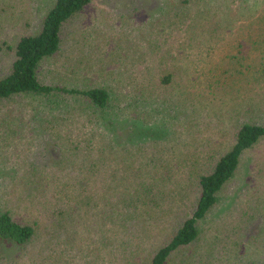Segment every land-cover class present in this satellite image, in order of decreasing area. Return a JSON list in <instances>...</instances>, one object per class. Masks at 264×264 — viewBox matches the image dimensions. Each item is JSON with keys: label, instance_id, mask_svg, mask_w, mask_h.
Returning <instances> with one entry per match:
<instances>
[{"label": "trees", "instance_id": "16d2710c", "mask_svg": "<svg viewBox=\"0 0 264 264\" xmlns=\"http://www.w3.org/2000/svg\"><path fill=\"white\" fill-rule=\"evenodd\" d=\"M91 2L56 0L40 24L30 22V28L11 38L13 44L7 38L0 41V59L6 61L0 65V102L14 104L13 112L1 116L0 128L9 123L12 131L11 126L29 125L27 120L33 118L56 151L53 163L25 162L18 171L24 172L18 177L20 185L30 189L26 198L31 210L47 224L41 226L37 217L30 222L27 217L16 218L10 210L0 211V241L19 246V254H28L30 244L42 239L36 244L41 249L31 251V258L35 254L41 259L50 257L53 263L65 252H75L89 264H111L120 254L129 264L140 251L136 247L140 229L127 223L140 217L160 218L161 207L166 213L170 207L175 211L184 199L190 200L192 192L196 195V201L192 197L189 202L192 213L177 219L170 241L150 261L166 264L173 252L198 239L200 221L218 204L247 152L264 137V106L255 97L250 99L239 110L241 116L234 118L232 146L209 154L202 170L198 158L190 161L185 180L173 178V168L181 158L171 153L170 144L174 147L180 140L145 143V138L150 132L152 137L158 133L152 127L158 120L166 121L176 138L189 129L197 133L202 109L218 105L229 90L240 91L241 81L245 85L251 79L261 80L264 64H252L249 54L241 50L217 57L213 43L201 45L231 28L234 17H200L189 11L195 7L193 1L170 0L139 26L133 22L125 29L123 47L119 40L102 45L98 57L109 66L99 77H91L86 69L79 76L82 67L74 63L75 51L60 54L66 24L84 13ZM26 23L27 19L21 25ZM176 33H184L185 39L169 64L174 46L171 37ZM119 49L122 61L112 63ZM46 62L51 65L44 71ZM179 64L189 72L185 92L180 89V93L176 88ZM203 96L205 106L200 100ZM108 111L129 119L125 121L130 124L129 136L104 125ZM249 199L245 205L251 207Z\"/></svg>", "mask_w": 264, "mask_h": 264}, {"label": "rangeland", "instance_id": "374dc122", "mask_svg": "<svg viewBox=\"0 0 264 264\" xmlns=\"http://www.w3.org/2000/svg\"><path fill=\"white\" fill-rule=\"evenodd\" d=\"M169 1L92 0L84 13L66 24L64 49L60 55L64 56V51H75L77 60L74 63L78 64L77 67H82L77 74L80 76L87 70L91 77L97 78L98 73L109 66V64L103 65L106 62L100 63L101 58L98 57V53L101 49L103 50L102 45L110 40L111 42L119 40V44L123 47V31L131 28L133 22L135 26H139L140 21ZM191 1H193L192 6L195 7L189 10L190 13L200 17L210 18L212 15L213 18L229 16L235 18L231 28L219 32V35L215 33L214 40L201 45L213 43L217 57L229 50L235 54L241 50L249 54L252 64H264V0ZM55 2L56 0H36L35 3L29 4L16 0H0V41L7 38L8 42L13 44L14 40L11 38L15 34L22 33L30 22L33 26L40 24L43 16ZM2 8H6L4 14ZM25 19L27 23L22 26ZM113 35L116 37H112ZM102 39L105 40L101 41ZM171 39L170 44L174 46L172 55L168 58L169 64L175 61L176 52L182 49L181 43L185 36L184 33H176L172 34ZM119 50L112 58V63L113 60L122 61V49ZM52 61L55 62V58ZM3 63L6 61L0 59V65ZM50 63L46 62L43 65L44 71L50 68ZM180 64L178 66V87H176L178 93L181 92L180 89L185 92L184 82L189 78L185 65H183L184 69ZM71 74L72 71H69L67 75ZM254 80L251 79L245 85L241 81L240 91L231 92L229 90L228 93L223 94L218 105L203 108L202 113H198L200 114L198 129H200L197 133H192L189 129L180 132L176 138L177 135L166 121L158 120L153 124V130L158 133L154 137L151 136V132L147 134L145 143L151 140L157 142L160 139L168 144L172 138L180 140H177L178 145L174 147L173 143L170 144L171 153L181 158L178 163L181 168L176 163L177 166L173 168L175 169L173 178L185 180V175H187L184 173L185 169L192 167L190 161L198 158L199 168L202 170L204 168L202 164L207 162L209 154H217L219 150L226 151L232 146L234 139L231 132L235 130L234 118L241 116L239 110L246 103H251L250 99L254 97L264 106V76L261 80ZM201 98V103L205 106L204 101L207 98L205 96ZM13 108L12 102H0V118L4 114L13 112ZM104 116V125L114 126L121 135H130V124H125L128 118L122 119L121 116L111 111L105 113ZM27 123L29 125L11 126L12 131L7 127L9 123L5 128H0V211L10 210L16 218L22 220L21 218L27 217L30 222L34 221H32L34 217L40 218L42 226L47 223H44L45 219H41L39 214L31 210L30 201L26 198L30 189L20 185L21 178L18 177L24 172L18 171L20 164H25V162L28 164L33 161L40 164L53 163L56 159V151L55 147H49L47 137L39 129L36 120L30 118ZM173 185L178 187L177 183ZM168 189L170 190L169 187ZM193 195L194 193L189 192L190 200L193 197L194 203L196 195ZM247 198H250L248 204L251 207L245 205ZM190 200L184 199L182 206L175 211L167 207L169 212L166 213L163 207L159 208L158 212L161 213L158 215H162L160 218L140 217L127 223L129 227H136L141 231L136 237L138 241L136 247L140 248V251L136 257L134 255L137 259L129 264H150L156 250L170 241L177 229V219L182 220L192 213ZM147 227H150L148 231ZM199 229L198 239L191 245L173 252L166 264H264V137L247 152L234 179L221 192L218 204L205 219L200 221ZM40 240L42 239L30 244L28 254H19V246H14L8 241H0L2 245L0 246V264H89L85 263L86 260L75 252H65L64 255L59 256V261L55 260V263L50 257L41 259L36 254L35 258H31V251L37 250L36 253H38L41 249V244L36 245ZM38 258L40 260L36 261ZM127 262L128 260L120 254L111 264H128Z\"/></svg>", "mask_w": 264, "mask_h": 264}]
</instances>
